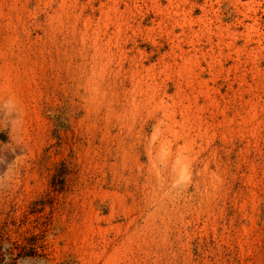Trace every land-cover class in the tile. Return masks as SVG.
<instances>
[{"label": "rangeland", "instance_id": "obj_1", "mask_svg": "<svg viewBox=\"0 0 264 264\" xmlns=\"http://www.w3.org/2000/svg\"><path fill=\"white\" fill-rule=\"evenodd\" d=\"M0 230V264H264V0H0Z\"/></svg>", "mask_w": 264, "mask_h": 264}, {"label": "trees", "instance_id": "obj_2", "mask_svg": "<svg viewBox=\"0 0 264 264\" xmlns=\"http://www.w3.org/2000/svg\"><path fill=\"white\" fill-rule=\"evenodd\" d=\"M2 230V229H1ZM0 230V250L3 248V242H4V238L3 235L4 233H2ZM1 255V254H0ZM3 256V255H2ZM21 256V253L18 254V257ZM4 257H1L0 260H3Z\"/></svg>", "mask_w": 264, "mask_h": 264}]
</instances>
